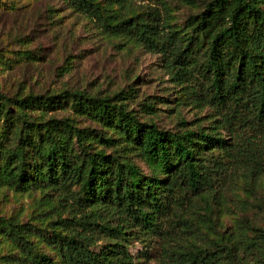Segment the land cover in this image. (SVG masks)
Wrapping results in <instances>:
<instances>
[{
    "label": "trees",
    "instance_id": "1",
    "mask_svg": "<svg viewBox=\"0 0 264 264\" xmlns=\"http://www.w3.org/2000/svg\"><path fill=\"white\" fill-rule=\"evenodd\" d=\"M65 1L104 32L161 52L172 79L187 82V95L215 110L228 136L212 126L168 130L140 121L125 106L122 91L97 96L76 90L61 95L64 100L73 98L76 111L88 108L94 119L114 122L118 135L76 126L68 118H28L27 108H54L56 95L16 97L0 92L4 117L0 140H17L5 150L10 159L6 164L16 161L7 171L32 184L59 183L71 199L70 214L57 219L48 234L39 226L9 221L2 226L6 237L32 264H141L128 249L133 232L163 239L161 264H264L263 226L247 225V231L233 240L176 244L174 226L164 224L172 214L183 227H194L190 217L177 216L176 208H185L202 190H214L233 161L241 160L253 178L264 173V0H207L191 17L192 29L184 36L165 30L154 6L127 14L111 7L121 0ZM61 131L66 138L74 136L82 150L68 148ZM28 132L36 138H29ZM92 136L102 147L85 141ZM121 140L135 144L150 174L128 157ZM106 147L113 152L107 153ZM27 156L33 161L28 166ZM33 233L46 237L56 258L33 251L28 237ZM102 238L110 242L98 246Z\"/></svg>",
    "mask_w": 264,
    "mask_h": 264
},
{
    "label": "rangeland",
    "instance_id": "2",
    "mask_svg": "<svg viewBox=\"0 0 264 264\" xmlns=\"http://www.w3.org/2000/svg\"><path fill=\"white\" fill-rule=\"evenodd\" d=\"M206 1L121 0L111 7L131 14L154 6L161 14L165 30H175L184 36L192 29L191 17L204 8ZM186 85L187 82L172 79L161 52L148 50L127 36L104 32L90 16L65 0H0V92L16 97L49 94L56 95L58 100L54 108H27L29 119L68 118L76 126L118 135L120 131L114 122L106 124L94 119L87 114L88 108L86 112L76 111L73 98L64 100L61 95L76 90L97 96L122 91L125 106L140 121H153L168 130L212 126L228 136L215 110L192 100ZM11 107L14 110L13 104ZM3 120L1 115L0 132ZM29 133V138H36ZM59 136L68 148L82 150L74 136L66 138L64 131ZM89 140L94 147H102L93 136L85 139ZM16 142L13 138L0 140V264H32L31 258L23 256L19 246L3 233V225L9 221L29 223L48 234L56 228L57 219L70 214V192L59 183L32 184L31 180L15 178V171H7V167H15L16 161L6 164L10 159L5 150L13 148ZM119 145L144 174L151 173L135 144L121 140ZM105 151L113 152L111 147ZM25 163L33 164L32 158L27 156ZM220 181L214 190L196 194L185 208H176L177 216L190 217L194 227H183L172 214L165 219V226L172 224L177 233L172 242L201 244L212 238L233 240L247 231V225L264 227V173L253 178L238 160L230 163V170ZM96 207L102 210L100 203ZM133 233L128 249L136 259L141 264H161L163 239L154 234L141 237ZM28 237L34 252L49 253L56 258L45 236L33 233ZM107 242L110 240L102 238L97 245Z\"/></svg>",
    "mask_w": 264,
    "mask_h": 264
}]
</instances>
